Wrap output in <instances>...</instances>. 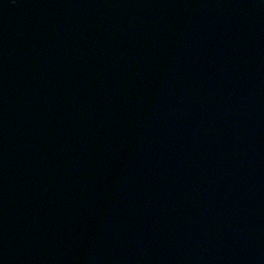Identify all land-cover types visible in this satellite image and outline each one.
I'll return each instance as SVG.
<instances>
[{"label":"water","instance_id":"95a60500","mask_svg":"<svg viewBox=\"0 0 264 264\" xmlns=\"http://www.w3.org/2000/svg\"><path fill=\"white\" fill-rule=\"evenodd\" d=\"M0 146V264H264V0H0Z\"/></svg>","mask_w":264,"mask_h":264}]
</instances>
